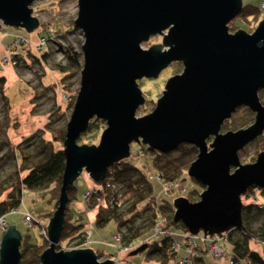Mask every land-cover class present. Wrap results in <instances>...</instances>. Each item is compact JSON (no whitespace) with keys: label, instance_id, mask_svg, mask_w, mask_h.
Listing matches in <instances>:
<instances>
[{"label":"water","instance_id":"1","mask_svg":"<svg viewBox=\"0 0 264 264\" xmlns=\"http://www.w3.org/2000/svg\"><path fill=\"white\" fill-rule=\"evenodd\" d=\"M34 1L0 0V28L37 29ZM242 6L241 0H77L73 24L83 35L80 84L66 125L57 206L46 226L49 245L39 264H116L99 260L91 248L57 245L69 186L83 170L102 181L113 163L130 155L132 142L159 152L182 143L197 147L187 173L205 188L196 201L185 196L173 201L174 220L188 232L213 236L242 226V195L252 186L264 189V150L252 163L239 160V151L264 131L258 94L264 88V18L252 32H230L228 24ZM155 34L162 35V42L143 48ZM175 60L182 62V72L166 81L150 113L136 116L145 101L137 80L156 77ZM240 106L255 113L254 122L220 132ZM93 118L106 122L98 144H79ZM21 240L15 225L7 226L0 264H20Z\"/></svg>","mask_w":264,"mask_h":264},{"label":"trees","instance_id":"2","mask_svg":"<svg viewBox=\"0 0 264 264\" xmlns=\"http://www.w3.org/2000/svg\"><path fill=\"white\" fill-rule=\"evenodd\" d=\"M263 18L264 13L260 6L243 5L240 12L229 22V31L235 32L243 29L250 32L249 30H253ZM72 29H76L74 24ZM55 33L56 37L50 39L49 43L55 42L60 46V50L63 52L68 64L82 68L81 51L74 49L70 44L61 45L58 41L59 35L57 32ZM50 34L51 30L46 29L39 32V36L47 35L49 38ZM22 48L26 51V54L13 52L14 58L18 60L16 66H19L21 62L31 66L33 59L37 62H43L42 59H46L48 54V49H46L40 57L35 56L28 44L22 45ZM26 55L32 58L29 63H27ZM56 69L65 73L59 78L58 82H61L62 87L66 88V77L70 74L67 73L68 66L57 64ZM5 83V76L0 74V92L8 106ZM63 91L66 93L67 99L66 101L63 100L64 104L57 105L58 114L72 111L78 88L71 93H67L65 89ZM258 94L264 105V88L260 89ZM71 111L66 115L63 125L50 127L52 121L47 119L44 126L31 136L34 138L39 135L40 143L35 144L32 141L28 143L24 149L20 150V158L16 161L9 175L0 176V216L6 218L7 214L16 210L22 202L24 191L29 189L50 193L54 200L53 209L39 215L48 214L50 218L57 206L61 187L65 166L63 142ZM236 112L222 125L223 132L244 128L254 122L255 113L251 109L247 108L246 114L237 120L233 119ZM102 123L103 120L97 118H93L90 122L87 129L90 134L88 144H96L94 135L102 128ZM44 131L49 133V138L42 136ZM27 140L25 139L24 142ZM33 146L35 149L31 151L30 149ZM153 151L156 152L152 158L156 174L167 181L173 182L174 185L182 187L188 175V168L197 156V147L190 143H182L168 152ZM41 152L42 154L38 156ZM190 178L198 184V187L190 188L184 196L190 201H196L205 187L195 178ZM173 188L169 190H173ZM256 189L264 195V189L255 186L248 188L242 195V197H245L242 207V226L230 227L224 233L218 235L228 239L232 244L231 264H264V250L261 252L252 246L254 243L264 245V202L258 201L255 193ZM68 198V202L76 198L73 183L68 188ZM85 206L88 209H95L93 224L96 227H103L113 220L117 226L116 234L120 236L123 244L141 240L142 245L148 246L144 251L148 258H154L159 264H180L179 259L181 257L176 258L179 250L175 249L174 244L177 240H184V238L179 239L171 232L176 230L187 232V228L182 222L174 220L175 209L173 203L167 200L157 201L152 194L150 178L128 158L119 160L109 167L100 185L92 187L90 196L85 200ZM67 210L68 206L66 207L65 221L57 249H63L65 246L70 250L84 248L87 218L82 211ZM161 216H165V221L162 223L163 232L154 235L152 229ZM250 242H253V244ZM48 245V241L44 238L40 243H36L31 240L29 234L22 237L20 264H39L40 254ZM68 245H71V247H67ZM93 250L98 258L105 256V259H107L115 256L114 250ZM204 252V242L200 240L196 247V254L193 255L190 264H205ZM122 264L133 263L126 261Z\"/></svg>","mask_w":264,"mask_h":264},{"label":"rangeland","instance_id":"3","mask_svg":"<svg viewBox=\"0 0 264 264\" xmlns=\"http://www.w3.org/2000/svg\"><path fill=\"white\" fill-rule=\"evenodd\" d=\"M241 1L242 5L251 4L256 6H260L261 2H264V0ZM31 6L33 7L34 15H36L39 19L40 24L37 29H34L32 32H28L22 27L9 25H2L0 28V74L4 75L6 78L5 94L6 100L8 101L7 106V103L4 101L0 92V176L3 177L9 175L10 171L14 168L16 161L20 158L21 149H24L31 141L35 144L38 142L40 143L39 135H36L34 138L31 136L37 133L39 128L44 126L47 119L52 121L50 127L64 124L65 117L71 110L66 113L61 112L58 114L57 105L64 104L63 95L66 94L63 91L64 89L67 93H71L74 92L80 84L81 68L68 64L58 44L51 42L47 44L42 51H37L34 48V43L38 41L39 32L46 29L57 32L59 35L58 41L61 45L70 44L74 47V49L81 51V44L83 42L82 32L79 29H72L78 10L77 0H35ZM253 30L249 31L252 32ZM18 36H25L28 38L29 42L23 44V46L28 44L35 56L40 57V55L48 49L46 59H42L43 62H37L33 59L31 66L26 65L24 62L19 63V66H15L12 61H9L8 63L1 62V58L6 54V48ZM161 42L162 35L155 34L143 42L142 47L147 49L151 45L157 43L160 44ZM17 50L18 52L26 54L22 45H20ZM26 58L28 59L27 63L30 62V59L32 60V58L27 55ZM57 64L68 66L67 73L70 74L66 77V88H63L62 83L58 82L59 78H61V76L65 73L56 69ZM182 70V62L175 60L163 67L156 77H142L138 79L137 83L144 95L145 101L137 109L136 116H142L150 113L154 109L157 99L161 96L166 81L171 76L182 72ZM54 82L56 83L53 84ZM247 108L248 107L246 106L238 107L233 119L237 120L245 115ZM92 120L93 119H91L90 122ZM105 127L106 122L103 120L102 128H100L96 135H94V141L96 144H98L101 133ZM222 130L223 129L221 128L220 132H223ZM89 135L88 130H86V132L80 135L77 142L79 144H88ZM42 136H45L46 138L50 137L49 133L46 131L43 132ZM25 139L28 140L24 142ZM210 140L211 138H209L207 142L210 143ZM34 146L30 149L31 151L35 149ZM263 150L264 131L255 140L245 145L239 151V160L242 164L252 163L256 160L258 154ZM155 153V151L149 149L148 145L144 143L132 142L130 144V155L127 158L137 165L143 173L150 178L152 194L156 197L158 202L167 200L173 203L175 198L184 196L190 188L198 187V184L194 182L189 175H187L182 187L174 185L173 190L166 189L157 178L156 168L152 162V158L155 156ZM41 154L42 152L39 153L38 156ZM34 159L36 158L34 157ZM100 182L87 177L83 170V172L73 182L76 198L68 202L67 211H80L77 208H81L83 210L81 201L85 202L82 198L85 188H87L88 184L99 186ZM255 193H260V190L256 189ZM242 200L244 201L245 197H242ZM258 201L262 202L260 200ZM53 205L54 200L49 192H38L26 189L23 193L22 202L19 207L6 215L8 226L14 224L22 237L29 234L33 242L40 243L43 238L40 235L39 226L28 228L23 221L24 213L31 212L34 217H40L42 219V223L46 225L49 221L48 214L44 216L39 215L52 210ZM88 210L91 211L92 209ZM84 214L87 218V229H93L92 240H113L117 231V226L113 220L109 221L103 227L98 228L93 224L94 219L92 220L90 217H87V213ZM152 231L154 232V228ZM4 232L5 231L0 228V242ZM201 234L202 232L200 231L199 236H201ZM220 238L219 242L224 249L222 262L216 263L219 261L218 259H214L207 252H204L205 264H231L232 244L228 239L224 237ZM250 243L253 244V242ZM252 246L254 249L261 252L264 250V245L262 246L254 243ZM67 247H71V245H68ZM85 247L91 249H102L105 251H112L114 249L113 247L103 246L98 242L87 244ZM63 249L70 250V248L67 249L66 246ZM183 254V250L177 251L176 258L182 257ZM117 257L121 264L126 261H131L133 264H159L154 258H148L144 252L133 255H130L129 251L120 252ZM104 259L105 256L99 257V260Z\"/></svg>","mask_w":264,"mask_h":264},{"label":"built area","instance_id":"4","mask_svg":"<svg viewBox=\"0 0 264 264\" xmlns=\"http://www.w3.org/2000/svg\"><path fill=\"white\" fill-rule=\"evenodd\" d=\"M261 9H264V2L260 5ZM34 14V11H33ZM36 16V15H35ZM56 37V33L51 30L50 38L47 35H40L38 37V41L34 43V48L37 51H42L45 46L49 43L50 39H53ZM29 42L28 38L25 36H18L16 37L13 42L6 48V54L1 58V62L8 63L9 61H12V63L16 66L18 63V60L14 58L13 52H18V48L20 45H23L25 43ZM15 48V49H14ZM64 101H66L67 97L64 94L63 95ZM87 177L88 174L85 173ZM157 178L161 181L163 186L166 189H172L174 187V183L171 181H167L166 179L162 178L160 175L157 174ZM92 188L87 189L83 195L82 198L85 201L91 194ZM85 203V202H84ZM24 224L30 228L34 226H39L40 228V235L47 240V224L42 223V219L39 217H34L31 212H25L23 217ZM165 221V216H161L159 220L155 223L154 226V235H159L163 232V226L162 223ZM7 221L5 216H0V228H2L4 231L7 228ZM171 234L175 235L176 237L184 238V240H177L175 242V249L176 250H183L184 254L179 259L180 264H190L193 255L196 254V247L198 245V241L202 240L204 242L205 246V252H207L209 255H211L214 259L220 260L224 256V249L222 245L220 244V237L218 235H205L202 233L201 236L198 234H191L190 232L185 231H172ZM93 237V229L89 228L87 229L85 233V240L83 242V245H87L93 242H98L99 244H102L103 246L107 247H113L115 256H113L110 259H114L116 264H120V260L118 259L117 255L120 252H132L133 250L137 249L139 246L142 245L141 240H135L128 244H123L121 242V238L118 234H116L112 241L108 239L103 240H92ZM48 241V240H47Z\"/></svg>","mask_w":264,"mask_h":264},{"label":"crops","instance_id":"5","mask_svg":"<svg viewBox=\"0 0 264 264\" xmlns=\"http://www.w3.org/2000/svg\"><path fill=\"white\" fill-rule=\"evenodd\" d=\"M261 3H263V2H261ZM260 5H261V4H260ZM92 187H94V185H89V184H88V186H87V188H85V190L90 189V188H92ZM85 190H84V191H85ZM256 196H257L258 200L264 202V195H262L261 193H256ZM81 205H82V207H83V210H82L81 208H77V209L80 210V211H82L83 213H87V214H86L87 217H90V218L93 220V219H94V215H95V209H92L91 211H89V210L86 208L85 203H84L83 201H81ZM84 210H86V211H84ZM72 211H73V210H72ZM7 225H8V223H7ZM95 241H96V240H95ZM223 257H224V256H223ZM223 257H222L218 262H216V263H220V262H222Z\"/></svg>","mask_w":264,"mask_h":264},{"label":"flooded vegetation","instance_id":"6","mask_svg":"<svg viewBox=\"0 0 264 264\" xmlns=\"http://www.w3.org/2000/svg\"><path fill=\"white\" fill-rule=\"evenodd\" d=\"M211 140H212V139H211ZM211 140H210V141H211Z\"/></svg>","mask_w":264,"mask_h":264}]
</instances>
